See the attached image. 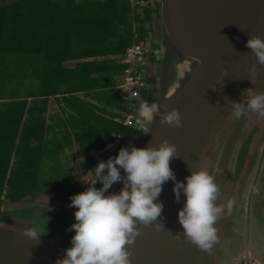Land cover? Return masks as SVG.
I'll return each mask as SVG.
<instances>
[{
	"label": "water",
	"instance_id": "1",
	"mask_svg": "<svg viewBox=\"0 0 264 264\" xmlns=\"http://www.w3.org/2000/svg\"><path fill=\"white\" fill-rule=\"evenodd\" d=\"M147 6H155L158 20L153 55L159 69L157 96L147 101L176 108L181 126L139 111V137L130 144L155 146L165 139L175 144L178 156L169 163L176 179L183 181L189 169L206 168L219 186L216 203L224 211L215 222L210 249H200L183 236L174 239L169 231L182 230L177 211L185 197L181 193L177 201L174 181L163 183L157 199L163 203L165 229L137 225L139 235L126 245L131 264H241L242 259L264 264V117H236L230 111V100L239 101L245 89L264 91V65L245 45L249 36L264 38V0H154ZM121 186L116 182L113 191ZM72 223L47 228L42 222L27 226L0 217V264H55L71 246L74 230L67 229ZM30 227L45 235L38 242L25 238ZM252 231L261 243L259 249L253 246V253Z\"/></svg>",
	"mask_w": 264,
	"mask_h": 264
},
{
	"label": "trees",
	"instance_id": "2",
	"mask_svg": "<svg viewBox=\"0 0 264 264\" xmlns=\"http://www.w3.org/2000/svg\"><path fill=\"white\" fill-rule=\"evenodd\" d=\"M150 1L0 5V205L38 193L39 168L48 153L75 145L89 171L97 158L115 156L118 145L139 136L122 120L136 113L139 100L154 99V78L139 97L118 90L124 65L117 59L131 45L155 37ZM50 99L59 109L48 117ZM54 132L56 144L49 140Z\"/></svg>",
	"mask_w": 264,
	"mask_h": 264
},
{
	"label": "clouds",
	"instance_id": "3",
	"mask_svg": "<svg viewBox=\"0 0 264 264\" xmlns=\"http://www.w3.org/2000/svg\"><path fill=\"white\" fill-rule=\"evenodd\" d=\"M245 45L257 62L264 65V38L249 36ZM139 111L149 118L154 114L159 116L161 123L181 126L176 108L169 110L166 105L143 100ZM230 111L236 117L250 113L264 117V91H256L253 87L245 89L239 101L230 100ZM175 156H178L176 145L165 139L155 146L129 144L106 160L97 158L94 168L89 170L94 178L84 183L88 186L83 191L70 197L68 206L75 209V222L67 230H74V234L71 246L64 249L63 257L57 258L55 264H131L126 245L133 244L139 235L137 225H152L158 231L165 229L163 203L157 198L163 183L169 180L174 181L175 199L179 201L181 193L185 197L183 206L177 211L182 230L169 233L174 239L183 236L200 249H210L216 240L215 222L224 211V205L216 203L219 186L202 166L189 169L190 174L183 181L177 180L169 163ZM115 182L122 186L118 191H110ZM231 204L229 200V209ZM42 235L45 234H39L35 227L24 232L25 238L34 242Z\"/></svg>",
	"mask_w": 264,
	"mask_h": 264
},
{
	"label": "rangeland",
	"instance_id": "4",
	"mask_svg": "<svg viewBox=\"0 0 264 264\" xmlns=\"http://www.w3.org/2000/svg\"><path fill=\"white\" fill-rule=\"evenodd\" d=\"M12 1L14 0H0V5ZM150 2L154 3V0ZM152 7L154 8L152 29L155 32V37H153L154 33L152 32V39H147V44L150 45L149 48H151V50L154 49L156 43H158V20L155 15V6ZM68 65H72V63ZM158 70L157 68L154 77H156ZM139 101H143V99ZM139 101L136 104V113H134L136 117L139 113ZM58 109L57 103L53 99H50L47 111L48 117L51 113H58ZM48 117L47 122H49ZM53 134L54 135H49V140L58 143L59 136L56 135L57 133L55 132ZM130 143L131 141L122 146H127ZM118 146L119 148L122 147L121 145ZM50 148L53 149V146ZM92 179L88 170L83 166L81 153L77 150L75 145L72 147H64L57 154L48 153L43 157L38 173V193L34 197L26 198L21 203H4L0 205V212L3 211L2 215L9 217V219L21 220L27 226L32 225L34 222H37V224L42 222V226L47 228L52 224H58L59 227L67 228L68 224L75 221L73 216L75 209L68 206L70 204V197L73 194L83 191L88 186L84 183ZM115 184L116 182L112 185L110 191H113ZM96 186L98 187V184ZM243 239L244 237H241V241H243ZM258 243L261 246L260 238L257 237L255 231H252L250 236V250L252 253L254 252L253 246L259 249ZM224 247L228 253V244L225 243ZM260 257H264L263 252H261Z\"/></svg>",
	"mask_w": 264,
	"mask_h": 264
},
{
	"label": "built area",
	"instance_id": "5",
	"mask_svg": "<svg viewBox=\"0 0 264 264\" xmlns=\"http://www.w3.org/2000/svg\"><path fill=\"white\" fill-rule=\"evenodd\" d=\"M148 42L140 41L131 45L125 53L117 59V62L124 65L117 89L130 93L133 97H139L140 93L148 87V81L155 78L157 62ZM116 121H121L116 118ZM122 123L125 126L137 125V117L134 114L124 116ZM119 144V138L113 142V146Z\"/></svg>",
	"mask_w": 264,
	"mask_h": 264
},
{
	"label": "flooded vegetation",
	"instance_id": "6",
	"mask_svg": "<svg viewBox=\"0 0 264 264\" xmlns=\"http://www.w3.org/2000/svg\"><path fill=\"white\" fill-rule=\"evenodd\" d=\"M156 96L157 95H154L153 97L155 98ZM2 213H3V211L0 212V217L9 218V217L3 216ZM241 264H253V262L251 260H249V259H242Z\"/></svg>",
	"mask_w": 264,
	"mask_h": 264
}]
</instances>
